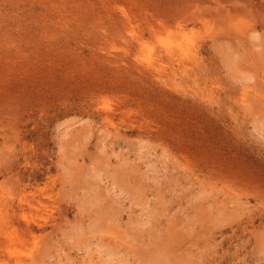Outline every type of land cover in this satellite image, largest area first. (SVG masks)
<instances>
[{"label": "rangeland", "instance_id": "rangeland-1", "mask_svg": "<svg viewBox=\"0 0 264 264\" xmlns=\"http://www.w3.org/2000/svg\"><path fill=\"white\" fill-rule=\"evenodd\" d=\"M0 264H264V0H0Z\"/></svg>", "mask_w": 264, "mask_h": 264}, {"label": "bare ground", "instance_id": "bare-ground-1", "mask_svg": "<svg viewBox=\"0 0 264 264\" xmlns=\"http://www.w3.org/2000/svg\"><path fill=\"white\" fill-rule=\"evenodd\" d=\"M180 46V50H181V53H179V55L180 54H182V55H185V53H186V50L188 51V52H190L188 49L190 48L189 47V45H187L186 44V42L185 41H181V42H179L178 43ZM170 46V45H169ZM169 46H167L166 47V51H167V53L169 54V55H171V56H173V51L171 50V48L169 47ZM191 53V52H190ZM150 55H152V54H150ZM152 57V56H151ZM162 251V250H161ZM163 253L165 254V252H163L162 251V255H163ZM164 256V255H163ZM165 257H166V255H165ZM165 257H164V259H165ZM163 258V257H162ZM167 259V258H166ZM152 261H155V260H152ZM161 263H163L162 261H161Z\"/></svg>", "mask_w": 264, "mask_h": 264}]
</instances>
